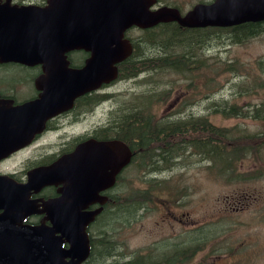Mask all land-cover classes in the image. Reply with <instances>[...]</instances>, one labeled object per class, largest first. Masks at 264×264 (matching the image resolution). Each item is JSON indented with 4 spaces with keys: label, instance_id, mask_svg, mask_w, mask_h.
<instances>
[{
    "label": "flooded vegetation",
    "instance_id": "1",
    "mask_svg": "<svg viewBox=\"0 0 264 264\" xmlns=\"http://www.w3.org/2000/svg\"><path fill=\"white\" fill-rule=\"evenodd\" d=\"M52 2L0 0L11 6L40 7L46 15L53 11ZM161 4L162 0L160 4L157 0L156 6ZM88 8L87 5L82 8L85 15ZM246 24L252 29L242 35L255 36L264 32V20ZM256 24L262 27L256 28ZM124 37L131 43L130 54L114 65V74L102 72L108 80L99 82L98 87L96 80L93 83L86 77L84 68L90 53L83 49L69 50L63 54L62 61L56 62L57 56L48 53L51 47H32L42 53L41 61L0 62V178L9 184L23 185L32 177L34 169L49 167L55 162L61 165L57 177H104L103 182L94 185L99 189L98 194L81 211L99 210L86 231L92 244L91 229L104 228L105 243L80 264H208L209 261L211 264H251L253 258L264 256V240H256L257 226L264 229V221L253 223L246 214L252 207L264 213V189L258 190L253 185L254 180L264 178V174L256 175L251 166L246 168L239 156L231 160L232 171L239 173L213 177L226 190L211 203L206 199L207 190L200 191L197 197L199 190L192 189L197 187V182H206L208 177L161 176L163 173H158L163 189H171L173 182H185L184 189L176 192L195 207L174 212L171 201L163 200L164 214L160 222L151 230L141 225L145 242L138 253L116 252L114 233L109 228L113 223L97 221L102 214L109 220L114 213L127 208L128 177H140V173L130 174L131 167L140 172V166L158 162L159 168L168 169L193 155L219 165L206 151L192 148L193 135L200 133L203 140L204 134L205 145L211 144L214 148L217 144H225V134L206 120L207 110L212 115L224 114L221 109H176L182 100V96H178L161 116H155L150 110L140 109V104L148 103L151 97L140 100L137 96L136 101L129 104L118 100L115 92L118 84L128 79L140 82V28H128ZM167 54L172 52L168 50ZM175 60L169 62L162 58L160 62L165 61L164 65L173 67L178 65ZM56 67L61 68L49 70ZM91 75L95 78L96 73L92 71ZM228 112L233 116L253 115L251 109ZM194 114L205 119L195 120L197 122L189 119ZM187 116L185 123L180 120ZM253 146L255 138L250 139L247 148L249 162ZM224 161L222 170H226L227 159ZM52 176L45 171L40 175ZM244 183H248L250 189L241 191L240 184ZM65 188L63 181L46 185L38 192L31 190L29 199L39 206L42 201L59 197ZM142 198H146L145 191ZM199 208L200 213L197 212ZM43 217V214L31 216L25 224L51 226ZM62 240L63 246H68L65 239Z\"/></svg>",
    "mask_w": 264,
    "mask_h": 264
},
{
    "label": "rangeland",
    "instance_id": "2",
    "mask_svg": "<svg viewBox=\"0 0 264 264\" xmlns=\"http://www.w3.org/2000/svg\"><path fill=\"white\" fill-rule=\"evenodd\" d=\"M207 1L209 0H162V3L178 7L182 12H185L195 3ZM233 33L232 29L214 31L199 29V33H190V37L184 35L185 37L179 38L181 40L184 37L187 41L184 40V44L183 42L176 43L179 41L177 37L174 42L161 45L159 38L152 44H148L146 33L140 31V51L145 53L142 55L140 52V65L150 64L151 66H143L144 68L140 66L139 83L138 80L128 79L116 86V97L120 102L124 101L129 104L136 101L134 99L137 96H140V100L148 97H151V101L160 99L149 110L155 116H161V113L169 108L172 101L178 96H182L176 109L199 111L206 110L208 107L213 110L215 105H218L226 110L232 107L238 111L251 109L253 115L231 116L228 111L224 114L212 115L207 110L206 120L209 119L220 132L225 134L223 137L225 144H217L216 148L211 144L207 146L204 143V134L203 140H201V134L196 133L193 135L192 148L206 151L209 157L214 158L213 161L219 162V165L200 160L193 155L178 165L168 166V169L159 168L156 165L158 162L152 166L146 164L140 166V172L138 168L131 167L133 169H130V174L140 173V177H128L127 208L121 213H114L112 219H106L105 215L101 217V222L110 221L113 223L109 228L114 233L116 252H139L140 245L145 242L141 225L143 224L146 229L151 230L156 222H160V217H163L164 214V209L161 207L163 200L171 201V210L174 212H184L195 207L186 203V199L180 197V192H176L184 189L185 182H173L169 190L161 188L158 179L164 174H173L176 175L175 177H208L206 182L199 181L196 183L197 187H192V189L199 190L196 194L197 197L200 196V191L203 193L204 190H207L206 199L210 203L215 199L218 200L226 190L222 183L213 177H225V175L239 173L231 169L233 158L241 157L246 168L251 166L252 172L256 175L264 174V120L250 119L256 115L257 110H259V114L264 113V32L252 36V38L240 37L238 41L235 40L236 38L234 39ZM177 44L180 45L177 47ZM167 46L172 47L167 48ZM171 48H174L172 54H167ZM158 58H167L169 62L176 59L178 66H188L189 68L185 69L184 67L180 70L175 69L174 66L165 68L167 67L163 64L165 61L159 62L156 60ZM154 85L157 86L156 98L154 94L148 93V88ZM162 90L165 91L161 92ZM140 109H143L141 105ZM188 118V116L181 117L180 120L185 123ZM189 119L195 121L205 118L194 114ZM186 124L188 126V123ZM166 126L169 124L167 123ZM254 138L255 146L253 147L255 149L252 160L249 162L247 148L250 139ZM201 142L203 145L200 144ZM224 159H227L226 170L220 168L225 163ZM158 173L163 174L158 176L160 175ZM240 185L241 191L250 189L247 188L248 183ZM253 185L256 189L263 190L264 178L257 177ZM144 191L145 199L142 198ZM142 205L143 209H140ZM130 206L135 208L130 209ZM197 212L200 213L201 209H197ZM246 217L253 223L264 221V213L258 209L255 210L254 207L248 211ZM101 231L105 230L100 226L91 229L92 236L99 237ZM257 232L256 240H264V229L257 226ZM208 264L211 262L209 261ZM251 264H264V256L253 258Z\"/></svg>",
    "mask_w": 264,
    "mask_h": 264
},
{
    "label": "water",
    "instance_id": "3",
    "mask_svg": "<svg viewBox=\"0 0 264 264\" xmlns=\"http://www.w3.org/2000/svg\"><path fill=\"white\" fill-rule=\"evenodd\" d=\"M154 3L155 0H53L50 15L36 6L0 4V61H41L42 53L31 48L48 46L49 55L57 56L60 62L64 52L84 49L90 52L84 68L86 77L99 84L105 79L102 72H111L113 65L129 54L131 46L123 39V32L133 24L145 29L176 21L193 28L264 20V0H213L197 4L184 15L167 6L150 10ZM85 5L89 7L87 15L82 11ZM47 172L52 174L53 169ZM43 178L44 184L57 179ZM98 191L94 182L81 190H65L60 197L44 202L38 211L24 188L0 180V264H79L85 260L90 253L85 227L99 210L80 209L92 202ZM38 212L45 213L52 227L22 225L27 216ZM61 237H65L68 247H63Z\"/></svg>",
    "mask_w": 264,
    "mask_h": 264
},
{
    "label": "trees",
    "instance_id": "4",
    "mask_svg": "<svg viewBox=\"0 0 264 264\" xmlns=\"http://www.w3.org/2000/svg\"><path fill=\"white\" fill-rule=\"evenodd\" d=\"M256 28L257 27H262V24L261 25H254ZM242 29V30H240ZM252 29V26H250V24H244V25H239L235 28H233L232 30L233 31H237V32H240V31H245V32H248ZM211 31H214V30H217V29H210ZM240 30V31H239ZM158 31V32H156ZM144 32L146 33V41L148 44H152L157 38H159V42L160 44H165L167 43L168 41L169 42H172L174 41L173 39L179 34L180 36H184V35H188L186 34V32L180 30L179 28H177L175 25L173 24H159L153 28H150V29H147V30H144ZM163 38V39H162ZM162 40V41H161ZM142 55H144V51H140ZM150 54V53H149ZM148 54V55H149ZM151 61V59H150ZM141 67H145V66H151L150 64H142L140 65ZM157 89V86L154 85L152 87H149L148 88V93L150 94H157L156 93V90ZM165 90H162L161 92H164ZM160 99H154L153 103H157L159 102ZM150 104V103H149ZM144 108V107H143ZM145 108H150V106H146ZM233 110V109H232ZM143 131H145V129H142ZM151 133V135H153V132H151L150 130H147ZM95 242V240H93V243ZM105 243V240L104 238L100 239L97 243V245H93V248L95 249L97 246H101V244Z\"/></svg>",
    "mask_w": 264,
    "mask_h": 264
},
{
    "label": "bare ground",
    "instance_id": "5",
    "mask_svg": "<svg viewBox=\"0 0 264 264\" xmlns=\"http://www.w3.org/2000/svg\"><path fill=\"white\" fill-rule=\"evenodd\" d=\"M209 30V29H208ZM209 32V31H208ZM217 32H219V31H217ZM189 36V35H188ZM196 36H198V35H196ZM185 37V36H184ZM184 37H183V39H179V41L177 42L176 41V43H182L185 39H184ZM190 37V36H189ZM193 37H195L194 35H193ZM181 38V37H180ZM199 38H201V37H199ZM163 39V38H162ZM189 39V38H188ZM205 39V38H204ZM207 39V38H206ZM190 40V39H189ZM192 40V39H191ZM214 40V39H213ZM162 41V40H161ZM186 41V40H185ZM169 42V41H168ZM174 42V41H173ZM187 42V41H186ZM199 42V41H198ZM195 43V42H194ZM203 43V42H202ZM179 44V45H180ZM183 44H184V42H183ZM189 44V43H188ZM213 44V43H212ZM160 45V44H159ZM176 45V44H175ZM178 44H177V47L179 46ZM164 46V45H163ZM173 46V45H172ZM172 46H167V48L168 47H172ZM177 47H174V48H177ZM182 47V46H181ZM180 47V48H181ZM197 47V46H196ZM174 48H171V49H169L171 52H172V49H174ZM141 49V48H140ZM184 50V49H183ZM182 50V51H183ZM190 50V49H189ZM173 51H175V50H173ZM194 53V52H193ZM201 53V52H200ZM126 58V57H125ZM155 59V58H154ZM156 60H158L159 62H160V59L158 58V59H156ZM122 61V60H121ZM148 61V60H147ZM177 61H178V59H177ZM153 62V61H152ZM157 62V61H156ZM146 63V62H145ZM146 65V64H145ZM153 66V65H152ZM145 67H147V66H145ZM144 68V67H143ZM161 70V69H160ZM156 72V71H155ZM146 73V72H145ZM149 103H151V99H150V101H148V103H146V104H140L142 107H144V109H145V107L149 104Z\"/></svg>",
    "mask_w": 264,
    "mask_h": 264
}]
</instances>
